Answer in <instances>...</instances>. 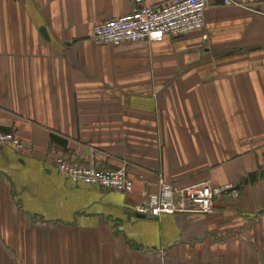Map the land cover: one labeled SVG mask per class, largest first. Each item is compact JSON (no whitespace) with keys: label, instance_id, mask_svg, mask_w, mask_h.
I'll return each mask as SVG.
<instances>
[{"label":"crops","instance_id":"1","mask_svg":"<svg viewBox=\"0 0 264 264\" xmlns=\"http://www.w3.org/2000/svg\"><path fill=\"white\" fill-rule=\"evenodd\" d=\"M231 1L204 31L113 47L93 28L135 0H0V131L27 145L0 146V264H264V0ZM160 181L231 189L210 215L137 218Z\"/></svg>","mask_w":264,"mask_h":264},{"label":"built area","instance_id":"2","mask_svg":"<svg viewBox=\"0 0 264 264\" xmlns=\"http://www.w3.org/2000/svg\"><path fill=\"white\" fill-rule=\"evenodd\" d=\"M135 1L136 7L131 14L94 26L92 41L96 45L117 47L127 43L153 44L167 36H184L206 29L208 0H170L156 6H147L144 0ZM226 5L235 4L226 0ZM0 146L12 148L19 154L27 149V145L12 132L0 131ZM56 167L59 173L75 183L125 195L131 194L134 189V183L125 170L85 167L63 158L56 161ZM230 189H217L210 185L176 189L160 181L157 191L147 194L133 212L148 218L176 214L210 215L218 197Z\"/></svg>","mask_w":264,"mask_h":264},{"label":"water","instance_id":"3","mask_svg":"<svg viewBox=\"0 0 264 264\" xmlns=\"http://www.w3.org/2000/svg\"><path fill=\"white\" fill-rule=\"evenodd\" d=\"M137 218H140V219H151V218H146L145 216H142V215H137Z\"/></svg>","mask_w":264,"mask_h":264}]
</instances>
